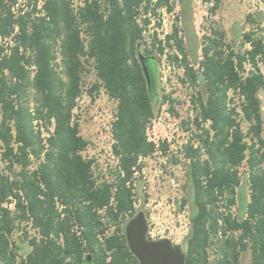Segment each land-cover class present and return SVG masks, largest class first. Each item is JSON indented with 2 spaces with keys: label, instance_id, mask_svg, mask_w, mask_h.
<instances>
[{
  "label": "trees",
  "instance_id": "trees-1",
  "mask_svg": "<svg viewBox=\"0 0 264 264\" xmlns=\"http://www.w3.org/2000/svg\"><path fill=\"white\" fill-rule=\"evenodd\" d=\"M192 1L179 0L181 27L147 40L174 0H0V262L140 264L125 224L148 201L144 160L170 148L149 139V126L162 105L175 112L171 94L161 95L159 55L194 90L184 122L193 131L172 160L184 166L190 203L189 233L176 246L186 264H242L248 254L264 264V9L246 17L252 29L235 48L215 27L199 40ZM212 1L215 11L221 0ZM90 68L89 94L103 89L117 103L111 180L95 176L75 118Z\"/></svg>",
  "mask_w": 264,
  "mask_h": 264
},
{
  "label": "rangeland",
  "instance_id": "rangeland-1",
  "mask_svg": "<svg viewBox=\"0 0 264 264\" xmlns=\"http://www.w3.org/2000/svg\"><path fill=\"white\" fill-rule=\"evenodd\" d=\"M174 3L175 9L172 13L166 10L161 11V26L158 27L155 21L150 26L145 34L147 40H150L153 32H157L160 38H164L166 34L172 32L174 25L182 26L179 20V17L181 18L180 2L174 0ZM75 4H78V1ZM192 6L193 24L199 40H202L204 34L215 27L225 31L226 40L235 48L241 45L240 33L252 29L246 17L264 9L261 0H221L215 11L211 9L212 0H193ZM200 54L201 50H199ZM157 59L163 90H161V95L171 94L175 100V112L170 111L168 103L162 105L149 126V139L156 143L167 140L170 148L166 157L156 152L144 160L142 176L148 201L143 205L138 204V211L143 210L146 214L151 239L170 238L175 245L183 247L190 227V203L183 204L186 198L183 189L186 182L184 166L175 165L172 160L174 156L181 157V148L189 140L193 131L190 130L193 126L188 127L184 122L191 120L194 116L191 101L194 90L181 83L182 69L169 63L166 56L158 55ZM96 81V74L90 68V71L83 77L84 92L78 100L75 118L80 123L81 134L90 142V146L83 154L86 158L95 160L94 173L98 180L102 181L111 180V172L117 165V159L113 154L112 135V123L115 119L117 103L110 99L103 89L95 92V98L89 94L88 89ZM260 98L264 118V91L260 93ZM242 126L247 131L249 124L242 121ZM262 135L264 139V131ZM261 152L264 154V147ZM3 166L4 163L0 159V168ZM247 169V163H244L241 167L244 183ZM245 189L248 196V190ZM233 212L238 214L239 205L233 208ZM15 234V238L18 239L17 234L21 233ZM242 260V264H250L249 254Z\"/></svg>",
  "mask_w": 264,
  "mask_h": 264
},
{
  "label": "water",
  "instance_id": "water-1",
  "mask_svg": "<svg viewBox=\"0 0 264 264\" xmlns=\"http://www.w3.org/2000/svg\"><path fill=\"white\" fill-rule=\"evenodd\" d=\"M140 60L145 76L150 84L144 55ZM125 236L128 247L140 264H186V254L170 238L151 239L149 223L143 210H139L125 224ZM3 264V263H0Z\"/></svg>",
  "mask_w": 264,
  "mask_h": 264
},
{
  "label": "built area",
  "instance_id": "built-area-1",
  "mask_svg": "<svg viewBox=\"0 0 264 264\" xmlns=\"http://www.w3.org/2000/svg\"><path fill=\"white\" fill-rule=\"evenodd\" d=\"M9 206H10L11 208H13V206H14V203H11V204H9ZM32 233H34V234H35V232H34V231H32Z\"/></svg>",
  "mask_w": 264,
  "mask_h": 264
}]
</instances>
